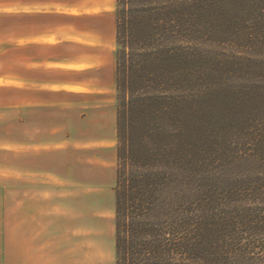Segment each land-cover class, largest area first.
<instances>
[{"label":"trees","instance_id":"obj_1","mask_svg":"<svg viewBox=\"0 0 264 264\" xmlns=\"http://www.w3.org/2000/svg\"><path fill=\"white\" fill-rule=\"evenodd\" d=\"M116 3V264H264V0Z\"/></svg>","mask_w":264,"mask_h":264},{"label":"crops","instance_id":"obj_2","mask_svg":"<svg viewBox=\"0 0 264 264\" xmlns=\"http://www.w3.org/2000/svg\"><path fill=\"white\" fill-rule=\"evenodd\" d=\"M116 7L0 0V264H116Z\"/></svg>","mask_w":264,"mask_h":264},{"label":"rangeland","instance_id":"obj_3","mask_svg":"<svg viewBox=\"0 0 264 264\" xmlns=\"http://www.w3.org/2000/svg\"><path fill=\"white\" fill-rule=\"evenodd\" d=\"M7 102H4L0 99V107H5ZM3 112L0 108V113ZM6 114L2 117L0 115V172H4L6 169V161L8 160L7 154V136H8V126H7V118H4ZM107 158V156H105ZM2 174V173H0ZM107 200H103V204H107Z\"/></svg>","mask_w":264,"mask_h":264}]
</instances>
